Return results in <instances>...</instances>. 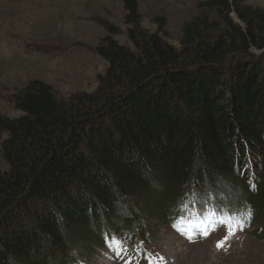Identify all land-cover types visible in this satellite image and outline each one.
Instances as JSON below:
<instances>
[{
    "label": "trees",
    "instance_id": "1",
    "mask_svg": "<svg viewBox=\"0 0 264 264\" xmlns=\"http://www.w3.org/2000/svg\"><path fill=\"white\" fill-rule=\"evenodd\" d=\"M121 1L133 50L106 27L93 93L62 99L32 81L13 97L20 116H0V264H74L87 243L150 231L155 217L175 223L190 186L200 212L210 193L221 214L264 217V10L208 0L220 21L185 24L177 50Z\"/></svg>",
    "mask_w": 264,
    "mask_h": 264
},
{
    "label": "rangeland",
    "instance_id": "2",
    "mask_svg": "<svg viewBox=\"0 0 264 264\" xmlns=\"http://www.w3.org/2000/svg\"><path fill=\"white\" fill-rule=\"evenodd\" d=\"M135 1L142 31L153 34L161 30L164 40L177 50L185 24L203 15L220 21L215 12L201 7L208 0ZM244 4L264 10V0H245ZM126 14L121 0H0V116H20L13 97L32 81L51 86L62 99L93 93L98 77L107 69V62L96 51L108 35L106 27H115L119 32L112 38L133 50L126 35ZM231 17L239 23L235 14ZM5 138L0 136V144ZM7 168L0 148V170ZM220 184V189L232 188L229 183ZM181 196L182 205L175 210L183 213H177L175 223L164 216L162 220L155 217L147 223L150 231L141 226L144 232L137 230L128 239L117 237L126 249L120 258L101 244L100 238L82 247L81 256L86 259L71 251L74 264H125L128 259L132 264H149V259L156 261L159 257L164 264H264V217L261 219L259 208L255 217L240 211L245 219L236 220L229 211L221 214L212 210L210 193L203 197L209 210L201 212L200 197L192 186ZM149 198L153 200V195ZM124 203V207L133 208V202ZM159 206L158 214H163L166 207L163 203ZM131 220L125 229L137 227L136 219ZM134 237L135 243L128 244L126 240Z\"/></svg>",
    "mask_w": 264,
    "mask_h": 264
},
{
    "label": "snow or ice",
    "instance_id": "3",
    "mask_svg": "<svg viewBox=\"0 0 264 264\" xmlns=\"http://www.w3.org/2000/svg\"><path fill=\"white\" fill-rule=\"evenodd\" d=\"M212 215H215V213H213ZM188 223H192V222L189 221ZM199 223L203 224L204 221L201 220ZM220 223H223L227 227L226 222L221 221ZM105 246L110 252H114L117 258H120L126 252V249L123 246V241L115 237L106 239ZM221 246L222 245L220 244L217 245V247H221ZM125 264H132L131 259L126 260ZM149 264H158V261L149 259Z\"/></svg>",
    "mask_w": 264,
    "mask_h": 264
}]
</instances>
